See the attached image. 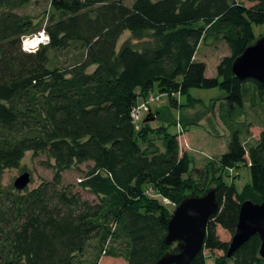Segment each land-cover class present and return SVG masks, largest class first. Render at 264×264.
Segmentation results:
<instances>
[{
  "label": "trees",
  "instance_id": "1",
  "mask_svg": "<svg viewBox=\"0 0 264 264\" xmlns=\"http://www.w3.org/2000/svg\"><path fill=\"white\" fill-rule=\"evenodd\" d=\"M29 2L0 0V264H98L101 255L154 264L172 248L163 241L170 206L208 188L218 209L189 264H206L204 250L222 252L213 264H264L257 234L229 257V241L216 234L217 226L234 233L244 200L264 201V126L248 148L230 129L250 90L264 100V84L230 71L256 40L252 26L264 24V0H48L40 25L15 12ZM40 29L48 42L24 50L22 39ZM208 41L229 51L212 77L195 58ZM192 88L222 92L218 113L230 129L227 150L202 168L191 167L170 122L131 117L154 92L177 108L174 94L187 95L192 106ZM26 152L45 155L51 178L31 189L3 185ZM240 165L250 181L237 191L228 170ZM70 169L93 199L63 183Z\"/></svg>",
  "mask_w": 264,
  "mask_h": 264
},
{
  "label": "rangeland",
  "instance_id": "2",
  "mask_svg": "<svg viewBox=\"0 0 264 264\" xmlns=\"http://www.w3.org/2000/svg\"><path fill=\"white\" fill-rule=\"evenodd\" d=\"M47 5L48 0H30L29 4L16 9L15 12L30 16L34 24L40 25L43 24V12L47 9ZM252 30L255 39L264 36V24L253 25ZM40 32L41 29L29 38H24L23 41L32 40L36 36H40ZM128 36V32H124L118 40V45ZM228 53V48L223 41L202 42L198 46L196 59L206 64L205 76L212 77L215 75L217 62ZM188 94L195 100L192 106H185V104H188L187 95L180 96L174 94L176 102L184 105L181 108H177L176 106L169 105V98L166 94H159L157 92L150 94L145 101L139 98L137 106L141 107L138 122L151 112L152 114L149 117L152 118L149 121L151 126H156L160 123L166 125L167 122H170L168 131L178 134L181 150L187 152L192 157L193 162L191 167L202 168L206 163L216 161L227 150L230 129L240 131L242 142L246 148L252 145L258 138L261 128L264 126V100L258 102L255 97L252 98L251 90L247 95L243 108H237L236 114L232 115L230 126L233 127L230 129H228L227 125H224L218 113L222 99V92L218 88H192ZM252 99H254L253 106L250 104ZM161 108L168 111L165 112L164 116L163 114L161 117L158 115V119H156L153 114ZM45 160L44 154L33 156L31 152H26L21 160L20 167L7 169L2 173L1 183L5 186L12 185L18 175L28 172L30 181L27 188L31 189L35 187L42 180L50 179L52 176V171L45 167ZM79 168L83 170L85 164L80 165ZM228 173L236 176L234 184L237 191L250 181L249 170L244 165L230 169ZM79 177L80 172L76 169H70L62 173L63 183L74 185L84 198L93 199L94 196L91 193L77 187ZM173 207L170 206L171 211ZM216 234L223 241L231 240L232 235L219 226L216 227ZM203 253L206 257V264H213L214 259L222 255L221 251L209 252L204 250ZM98 264H126V262L121 257L101 255ZM226 264L232 263L228 261Z\"/></svg>",
  "mask_w": 264,
  "mask_h": 264
},
{
  "label": "water",
  "instance_id": "3",
  "mask_svg": "<svg viewBox=\"0 0 264 264\" xmlns=\"http://www.w3.org/2000/svg\"><path fill=\"white\" fill-rule=\"evenodd\" d=\"M230 71L239 80L254 79L264 84V36L247 46L231 63ZM152 118L146 116L144 121ZM30 181L28 172L13 181L15 190H23ZM218 209L214 188L203 195H188L175 205L167 219L163 241L172 248L163 253L154 264H189L203 246L208 218ZM260 239L259 255L264 259V201L244 200L239 207L238 221L229 241L226 256L246 242L252 235Z\"/></svg>",
  "mask_w": 264,
  "mask_h": 264
},
{
  "label": "built area",
  "instance_id": "4",
  "mask_svg": "<svg viewBox=\"0 0 264 264\" xmlns=\"http://www.w3.org/2000/svg\"><path fill=\"white\" fill-rule=\"evenodd\" d=\"M40 37H41V40H40V44H43V43H47L48 42V37L43 33V31H41L39 33ZM24 38H29V37H24ZM24 38L22 39V48L26 51H33L35 50L39 44L37 45H30L29 44V39L26 40V41H23ZM140 110H141V107L140 106H136L133 110H132V113H131V117H132V120L133 122H137L139 119H140Z\"/></svg>",
  "mask_w": 264,
  "mask_h": 264
},
{
  "label": "bare ground",
  "instance_id": "5",
  "mask_svg": "<svg viewBox=\"0 0 264 264\" xmlns=\"http://www.w3.org/2000/svg\"><path fill=\"white\" fill-rule=\"evenodd\" d=\"M40 40H41L40 36H36L35 38H33L32 40L29 41V44L32 46L33 45L35 46V45L39 44Z\"/></svg>",
  "mask_w": 264,
  "mask_h": 264
},
{
  "label": "crops",
  "instance_id": "6",
  "mask_svg": "<svg viewBox=\"0 0 264 264\" xmlns=\"http://www.w3.org/2000/svg\"><path fill=\"white\" fill-rule=\"evenodd\" d=\"M195 58H196V56H195ZM218 63V62H217Z\"/></svg>",
  "mask_w": 264,
  "mask_h": 264
}]
</instances>
